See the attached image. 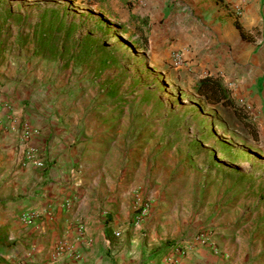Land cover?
<instances>
[{
    "label": "rangeland",
    "instance_id": "1",
    "mask_svg": "<svg viewBox=\"0 0 264 264\" xmlns=\"http://www.w3.org/2000/svg\"><path fill=\"white\" fill-rule=\"evenodd\" d=\"M62 1L0 0V114L14 104L24 110L9 122L17 127V144L0 138V195L8 192L7 177L27 163L44 169L23 159L21 149L22 125L40 133L25 112L38 104L57 114L63 131L74 128L70 147L91 143L109 163V191L89 211L98 255L109 236V253L97 264H264V123L247 108L253 134L231 107L199 96L193 72L173 62L174 44L161 46L132 3L91 0L95 11H79ZM61 6L77 22L92 14L85 32L94 17L110 29L122 26L109 38L108 67H100L98 56L65 66L35 54L39 14ZM142 30L151 34L148 50L134 43ZM8 131L0 121V136ZM131 180L136 185L124 187ZM44 184L34 174L25 177L19 197ZM103 211L107 224L116 222L107 233ZM3 238L7 246L17 241Z\"/></svg>",
    "mask_w": 264,
    "mask_h": 264
},
{
    "label": "crops",
    "instance_id": "2",
    "mask_svg": "<svg viewBox=\"0 0 264 264\" xmlns=\"http://www.w3.org/2000/svg\"><path fill=\"white\" fill-rule=\"evenodd\" d=\"M65 1L73 2L79 11H95L97 5L91 0L62 2ZM126 1L129 6L132 3V12L143 28L152 26L151 33L161 46L174 44V64L190 69L195 85L207 74L220 75L236 100L245 104L260 124L264 123V0ZM237 7L242 9L240 15L236 14ZM145 34L150 46L151 34ZM8 107H3L0 121L10 131L3 132L0 138L16 145L17 127L9 122L10 118L18 120L24 110L15 104ZM41 108L34 103L26 106V119L40 131L30 144L45 149L51 163L40 169L29 162L7 177L8 192L0 195V200L6 201L0 203V264H97L105 259V251L109 253V236L104 239V251L98 255V237H93L89 211L92 200L109 191V183L105 182L109 179V163L101 154L94 155L91 143L85 148L82 146L86 142L70 147L74 128L63 131L65 127L57 123V114L49 116ZM32 174L45 184L38 192L33 188L25 198L19 197L21 182ZM123 185L132 189L136 184L131 180ZM30 209L45 213L27 223L22 215ZM104 214L105 211L99 221L107 233L111 225ZM115 225L116 222L111 227ZM82 234L93 239L92 245H82ZM5 235L16 238V243L7 246ZM59 244L62 251L58 250Z\"/></svg>",
    "mask_w": 264,
    "mask_h": 264
},
{
    "label": "trees",
    "instance_id": "3",
    "mask_svg": "<svg viewBox=\"0 0 264 264\" xmlns=\"http://www.w3.org/2000/svg\"><path fill=\"white\" fill-rule=\"evenodd\" d=\"M67 10L66 6L45 7L39 14L32 33L35 54L49 60H61L65 66L89 63L95 56H98L100 67H108L112 58L107 50L109 38L122 26L117 23L114 29H110L106 21L94 17L93 25L85 32L84 22L92 14H85L87 18L77 22L69 19ZM141 37L134 41L135 46L148 50L149 40L143 30ZM195 89L208 102L231 107L240 119L248 122L253 134L257 132L247 106L236 100L233 90L223 82L220 75L207 74L199 78ZM226 155L230 156L229 153Z\"/></svg>",
    "mask_w": 264,
    "mask_h": 264
},
{
    "label": "built area",
    "instance_id": "4",
    "mask_svg": "<svg viewBox=\"0 0 264 264\" xmlns=\"http://www.w3.org/2000/svg\"><path fill=\"white\" fill-rule=\"evenodd\" d=\"M242 9L240 7L236 8V14L240 15ZM180 62L179 57H176V63L178 64ZM37 131L33 128H30L27 124L22 125L21 130V141H22V158L23 159H29L33 162H35L38 166L47 168L49 165L48 155L45 149H35L31 144L30 141L34 139V137L37 135ZM45 212H41L40 210H28L23 213L22 218L27 222L31 223L35 219V217L41 216ZM116 234L119 236L120 232L117 231ZM82 245L85 247H89L93 243V239L86 237L84 234L81 236ZM59 249H63V247L59 244Z\"/></svg>",
    "mask_w": 264,
    "mask_h": 264
}]
</instances>
